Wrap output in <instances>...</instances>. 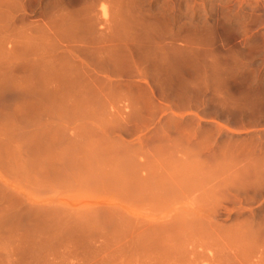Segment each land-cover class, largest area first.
Returning a JSON list of instances; mask_svg holds the SVG:
<instances>
[{"label": "rangeland", "instance_id": "374dc122", "mask_svg": "<svg viewBox=\"0 0 264 264\" xmlns=\"http://www.w3.org/2000/svg\"><path fill=\"white\" fill-rule=\"evenodd\" d=\"M0 264H264V0H0Z\"/></svg>", "mask_w": 264, "mask_h": 264}, {"label": "crops", "instance_id": "0c3cea01", "mask_svg": "<svg viewBox=\"0 0 264 264\" xmlns=\"http://www.w3.org/2000/svg\"><path fill=\"white\" fill-rule=\"evenodd\" d=\"M209 118L213 119L215 122H216V121L224 120V119H222V118H220V117H218V116H214L213 118H212V117H209Z\"/></svg>", "mask_w": 264, "mask_h": 264}]
</instances>
